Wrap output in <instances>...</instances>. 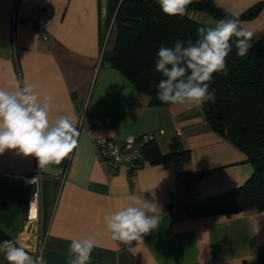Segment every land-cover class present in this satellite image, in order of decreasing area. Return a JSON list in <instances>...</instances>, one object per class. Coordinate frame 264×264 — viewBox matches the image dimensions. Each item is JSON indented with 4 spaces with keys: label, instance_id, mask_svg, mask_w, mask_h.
Listing matches in <instances>:
<instances>
[{
    "label": "crops",
    "instance_id": "1",
    "mask_svg": "<svg viewBox=\"0 0 264 264\" xmlns=\"http://www.w3.org/2000/svg\"><path fill=\"white\" fill-rule=\"evenodd\" d=\"M214 1L238 14L260 0ZM106 5L107 0H0V88L33 85L41 100L50 98V118L67 115L79 131L77 147L62 165L49 166L53 171L39 169L34 157L14 149L0 154V229L27 245L33 258L43 255L46 264H70L75 258L69 254L71 240L93 235L96 246L87 264L252 261L264 247V209L208 215L184 210L244 183L253 172L251 161L210 128L203 107L151 104L148 94L101 62L103 49L114 39ZM188 16L214 26L218 21L196 9ZM240 25L253 38L264 37V6ZM146 131L155 132L150 145L161 151L177 138L189 149V159L151 162L142 154L131 171L111 172L93 145L98 135L122 139ZM195 171L203 173L187 180ZM35 193L38 219L28 220ZM129 194L162 208L157 227L143 242H133L131 250L110 238L103 220L126 207ZM0 264H6L4 253Z\"/></svg>",
    "mask_w": 264,
    "mask_h": 264
},
{
    "label": "trees",
    "instance_id": "2",
    "mask_svg": "<svg viewBox=\"0 0 264 264\" xmlns=\"http://www.w3.org/2000/svg\"><path fill=\"white\" fill-rule=\"evenodd\" d=\"M262 6L264 0L232 14L214 0H192L186 15L180 17L165 15L158 0H107V22L114 28V39L109 48L103 49L101 62H108L136 89L148 94L151 104H165L156 97L157 84L162 79L155 69L160 46L173 47L175 41L189 38L195 42L199 38L198 28L214 27L190 18L188 11L201 10L216 20L238 18L240 21L254 17ZM250 43L248 54L240 57L235 47L236 38L231 39L232 51L226 58L228 75H213L209 91L215 92V102L208 101L202 107L210 128L246 153L253 172L238 186L185 205L188 215L264 209V37H252ZM150 142L152 140L145 143L143 154L151 162L170 163L190 157L189 149L177 138L172 139L167 151H161ZM202 173H189L186 179ZM6 239L14 240L0 229V242ZM244 264H264V247L252 261Z\"/></svg>",
    "mask_w": 264,
    "mask_h": 264
},
{
    "label": "clouds",
    "instance_id": "3",
    "mask_svg": "<svg viewBox=\"0 0 264 264\" xmlns=\"http://www.w3.org/2000/svg\"><path fill=\"white\" fill-rule=\"evenodd\" d=\"M167 16L183 17L192 0H158ZM238 18L220 19L214 27L197 29L193 42L177 40L173 47L161 45L155 69L162 76L157 84L156 97L162 103L202 107L215 102V92L209 91L216 73L228 75L226 58L232 51L230 41L236 38L237 55L243 57L251 47L252 32L240 26ZM50 98L43 100L31 84H14L12 90L0 88V154L14 149L25 157H34L39 169L53 171L49 166L62 162L77 147L79 131L67 115L50 118ZM126 207L104 216L110 238L121 242L129 250L133 242H143V236L155 229L162 218V208L154 200L129 194ZM98 235V234H97ZM96 246V235L72 239L69 254L75 258L70 264H87ZM0 253L8 264H46L43 255L35 258L27 245L17 241L0 242Z\"/></svg>",
    "mask_w": 264,
    "mask_h": 264
},
{
    "label": "built area",
    "instance_id": "4",
    "mask_svg": "<svg viewBox=\"0 0 264 264\" xmlns=\"http://www.w3.org/2000/svg\"><path fill=\"white\" fill-rule=\"evenodd\" d=\"M38 31L44 35L45 28L42 21L37 23ZM82 120V116H80ZM155 138V132L146 131L140 135L128 136L122 139H113L108 136L98 135L93 139V145L97 155L107 164L108 169L114 172L119 167H123L126 171H131L140 162L143 154L145 143ZM40 177V174L38 175ZM35 193L33 201L35 208L32 209V202L28 210L27 219H38V199Z\"/></svg>",
    "mask_w": 264,
    "mask_h": 264
},
{
    "label": "rangeland",
    "instance_id": "5",
    "mask_svg": "<svg viewBox=\"0 0 264 264\" xmlns=\"http://www.w3.org/2000/svg\"><path fill=\"white\" fill-rule=\"evenodd\" d=\"M113 31H114V28H113ZM113 31L111 30V31H109V34L107 35V38H108V40L112 37V35H113ZM106 34V33H105ZM41 226H42V224H41ZM40 226V227H41Z\"/></svg>",
    "mask_w": 264,
    "mask_h": 264
},
{
    "label": "bare ground",
    "instance_id": "6",
    "mask_svg": "<svg viewBox=\"0 0 264 264\" xmlns=\"http://www.w3.org/2000/svg\"><path fill=\"white\" fill-rule=\"evenodd\" d=\"M35 208V203H32V209H34Z\"/></svg>",
    "mask_w": 264,
    "mask_h": 264
}]
</instances>
